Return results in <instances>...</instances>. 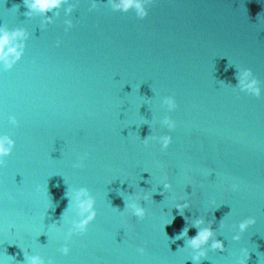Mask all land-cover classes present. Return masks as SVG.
Listing matches in <instances>:
<instances>
[{
	"label": "water",
	"instance_id": "1",
	"mask_svg": "<svg viewBox=\"0 0 264 264\" xmlns=\"http://www.w3.org/2000/svg\"><path fill=\"white\" fill-rule=\"evenodd\" d=\"M119 3L0 0V28L25 33L12 69L0 61V138L14 141L0 264H195L199 219L224 244L199 264H264V0H141L147 17ZM82 189L97 211L84 232ZM137 197L143 220L126 207Z\"/></svg>",
	"mask_w": 264,
	"mask_h": 264
},
{
	"label": "clouds",
	"instance_id": "2",
	"mask_svg": "<svg viewBox=\"0 0 264 264\" xmlns=\"http://www.w3.org/2000/svg\"><path fill=\"white\" fill-rule=\"evenodd\" d=\"M62 3L63 0H25V6L30 10H39L43 12L51 11L52 9L59 7ZM116 7L124 10L135 7L139 11L141 17H147L148 15V12L144 9L141 0H120V3L117 4ZM24 36L25 33L22 30L9 31L7 28H0V61L4 62L6 68L12 69L14 64L20 60L22 52L18 51V49L22 48V45L16 44L13 46V42L16 41L17 38H22ZM13 56L15 57L14 59L11 58ZM250 74V72H245L240 80V84L242 88L259 97L261 95V90L257 87V81L252 80L251 83L248 82V77ZM166 103H168L172 108L176 106L172 98L167 99ZM172 127H175V125L173 124ZM149 139H151V137L145 138L144 143L147 144ZM171 142V137L163 138V145L165 148H167ZM13 147L14 141L12 139L7 136L0 138V167L5 166L6 162L4 158L11 155ZM76 166L82 167L83 165L78 164ZM162 187L163 190H171L172 184L167 181V178H165L164 182L162 183ZM236 189H238V185L234 184L233 190ZM154 194L155 193H148L147 195L143 196L142 199L146 201L151 200ZM161 194L163 195V193ZM84 197L87 198L84 199ZM138 199H140V197H137L135 200H132V202L127 203L126 207L131 208L133 210V214L143 220L147 215V211L144 207L136 202ZM76 200L79 208L81 209V216L83 217V219H81L80 222L76 224V229L80 232H84L87 230L89 223L97 216V211L95 210V200L91 197L87 189L80 190L76 195ZM188 207V203H180L176 205V209L179 210L181 215L184 214L185 209ZM174 219L175 217H173V220ZM256 223L257 221L254 217L245 219L239 224L240 233L247 232L250 226H253ZM203 224V219L197 220L194 226L198 229V233L195 237H191L187 240L188 246L195 250L196 254L192 257L195 264H199L202 258H207V252L204 251V248L206 245H208L210 240L212 241V249L224 251L223 242L213 239L215 235L214 230L211 227H201ZM53 227H55V225H53ZM184 236H187V229H185L181 235L177 236L176 239H181ZM233 239L235 241H240L242 236L238 234L235 235ZM62 251L65 255H68L70 252L68 247H64ZM139 251L143 253L145 249L140 248ZM242 251L250 258V254H248L247 249H243ZM27 259H29L30 264H43V261L39 257H27ZM238 264H245V261L241 259L238 261Z\"/></svg>",
	"mask_w": 264,
	"mask_h": 264
}]
</instances>
